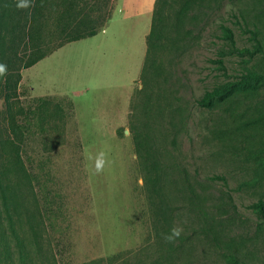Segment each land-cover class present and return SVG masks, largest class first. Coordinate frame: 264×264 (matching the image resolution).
<instances>
[{"label": "rangeland", "instance_id": "obj_1", "mask_svg": "<svg viewBox=\"0 0 264 264\" xmlns=\"http://www.w3.org/2000/svg\"><path fill=\"white\" fill-rule=\"evenodd\" d=\"M157 1L114 0L107 30L21 69L13 132L0 96V140L11 138L0 167L25 168L11 179L26 206L16 225L27 264H228L229 251L264 264V217L254 207H264V82L228 93L264 75V0H204L181 22V0H162L147 52L138 31ZM98 7L107 10L104 0ZM117 21H138L129 42L119 43ZM125 92L127 115L112 134ZM212 92L217 104H196ZM189 185L229 251L210 242L185 198ZM175 227L180 234L166 239ZM10 246L1 264H20Z\"/></svg>", "mask_w": 264, "mask_h": 264}, {"label": "trees", "instance_id": "obj_2", "mask_svg": "<svg viewBox=\"0 0 264 264\" xmlns=\"http://www.w3.org/2000/svg\"><path fill=\"white\" fill-rule=\"evenodd\" d=\"M104 3L107 10L101 12V8L98 7L99 0H0V61L5 65L4 70L0 71V96L6 108L9 131L14 130V120L10 109L11 105L17 102V87L21 79V69L34 65L65 43L96 34L109 18L114 0H104ZM203 3L204 0H181L177 11L179 22L191 5L201 6ZM155 4L154 19L151 21L152 25L146 37L147 52H150L153 40L158 36L159 18L155 20V16L159 11L158 5H163V2L158 0ZM90 5L92 7L88 8L90 9L89 14L85 7ZM222 33L225 39L231 41V31L228 27L222 26ZM215 62L221 66L220 59ZM262 82H264V75L254 74L240 86L228 87V93L232 94L236 91L254 93L255 86ZM218 99L217 93H206L196 100V104L199 107L210 109L217 104ZM10 140L11 138L0 140V147L9 146L11 150ZM261 168L264 170V164ZM16 170H25V168L0 167V264L11 260V239L16 242L19 263L27 264L23 242L17 233L19 227L16 225L18 224L17 215L24 213L26 209L24 201H21L19 205L15 201L14 193L19 186L17 187L18 184L12 181L11 172L15 173ZM155 178L157 179L156 175ZM149 184L151 185L150 191H154L155 181ZM185 198L189 205L195 208V212L203 218V221H206L204 228L210 242L214 243L218 249L223 248L229 251L234 244L220 243L219 236L211 226V214L201 206L200 198L191 185L188 186ZM254 207L258 214L264 217L262 202L258 201ZM224 258L228 264H246L230 251L225 254Z\"/></svg>", "mask_w": 264, "mask_h": 264}, {"label": "crops", "instance_id": "obj_3", "mask_svg": "<svg viewBox=\"0 0 264 264\" xmlns=\"http://www.w3.org/2000/svg\"><path fill=\"white\" fill-rule=\"evenodd\" d=\"M152 5H153V2H152ZM150 14L152 15V7L150 8ZM151 21H152V17H151L150 23L146 24L141 31H138L139 35H140L139 39H140L141 43H142V41H145L146 36L148 35V33L150 31ZM109 24H110V21L109 20L106 21L103 24L101 30L102 31L107 30V28L109 27ZM136 24H138V21H117V22H115V26H114V29H116L115 35L117 36L119 43H121L120 41H122L123 38H126L128 42L131 39H133V38H130V30H135L134 25H136ZM99 30H98V32H99ZM138 50L140 51V55H142L144 57L145 56V50H143V47L138 49ZM125 95H126V103L122 106V108L121 107L118 108V106H115V108H114V111H116V113L119 116V118L115 119L114 116H115L116 113H114L113 116L110 119L111 123H114V125L110 126V131H108V132H111L112 134H114L113 133L114 132L113 131L114 127L117 124H119V122L122 121L127 115V105L129 103V97H127V95L130 96L129 92H125ZM127 101H128V103H127ZM120 117H122V118L120 119ZM107 119L108 118H103L102 120H103V122H106ZM80 132L81 131L79 130V133Z\"/></svg>", "mask_w": 264, "mask_h": 264}, {"label": "clouds", "instance_id": "obj_4", "mask_svg": "<svg viewBox=\"0 0 264 264\" xmlns=\"http://www.w3.org/2000/svg\"><path fill=\"white\" fill-rule=\"evenodd\" d=\"M4 68H5L4 62L0 61V71H3ZM103 156H104L103 152L97 153V156H96V159H95V168L97 170H99L102 167L103 163H104ZM170 231H171V234L166 236L165 237L166 239L170 240L173 237L178 236L180 234L179 227L172 228Z\"/></svg>", "mask_w": 264, "mask_h": 264}]
</instances>
